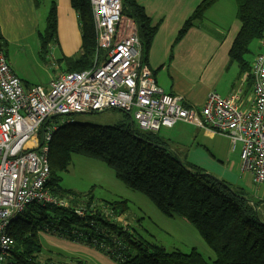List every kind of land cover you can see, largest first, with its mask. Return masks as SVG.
I'll return each mask as SVG.
<instances>
[{
    "label": "trees",
    "instance_id": "trees-1",
    "mask_svg": "<svg viewBox=\"0 0 264 264\" xmlns=\"http://www.w3.org/2000/svg\"><path fill=\"white\" fill-rule=\"evenodd\" d=\"M218 1L203 0L185 22L176 41L183 37L194 22L202 20L204 13ZM35 2L37 4L38 0ZM70 4L77 15L81 46L75 59L65 60L68 65L65 73L89 69L96 52L89 0H70ZM236 8L241 28L230 48L229 64L237 66L239 76L246 75L247 87L251 89V65L256 55L251 60L247 56L252 54V44L261 50L264 0H236ZM121 15L133 23L141 44L143 61L146 62L156 28L152 27L150 18L136 0H121ZM56 17L55 4L51 3L45 29L38 33L39 53L42 56L48 53L49 45L56 38ZM1 42L0 35V52L5 55ZM76 117H66L65 122L59 124L51 134L48 143L50 176L51 166L64 170L73 156L101 162L113 172L116 180L146 197L162 215L192 223L214 252L216 260L213 264H264V221L259 218L255 204H250L251 200L242 190L189 164L170 150L159 132L136 129L128 115L129 125L112 126L80 123ZM48 124L49 121L45 122L43 128ZM41 135L40 132V141ZM50 176L47 181L50 192H61L53 188ZM69 204L68 209L38 204L28 206L26 209L30 210L27 212L24 209L9 226L14 246L7 264H41L39 235L43 230H55L70 238L77 237L79 234L76 233L80 232L87 237L88 242L99 237L104 243H109L111 248L120 243L122 259L118 264H207L195 250L189 253L167 252L153 240L132 234L128 228L122 229L108 221L111 216L126 214V201L107 203V214L97 209L94 211L91 198L85 202L73 200ZM80 206L86 209L83 218L74 213L75 208ZM97 227L104 234L94 233ZM47 261L51 264V260ZM72 264L81 262L74 261Z\"/></svg>",
    "mask_w": 264,
    "mask_h": 264
},
{
    "label": "built area",
    "instance_id": "built-area-1",
    "mask_svg": "<svg viewBox=\"0 0 264 264\" xmlns=\"http://www.w3.org/2000/svg\"><path fill=\"white\" fill-rule=\"evenodd\" d=\"M89 3L96 37L89 69L61 74L47 88H25L0 52V264H7L14 246L9 226L24 209L33 204L69 208L47 187L48 143L57 127L43 125L52 118L116 110L143 132L190 124L225 136L231 149L239 143L241 170L255 184L264 182V37L251 67L250 106L239 107L240 92L228 98L211 92L201 109H188L156 85L135 27L121 15V0ZM74 213L83 218L86 210ZM76 234V240L84 237Z\"/></svg>",
    "mask_w": 264,
    "mask_h": 264
},
{
    "label": "crops",
    "instance_id": "crops-1",
    "mask_svg": "<svg viewBox=\"0 0 264 264\" xmlns=\"http://www.w3.org/2000/svg\"><path fill=\"white\" fill-rule=\"evenodd\" d=\"M45 1L50 2V5L55 4L57 14L56 38L49 45L47 55L56 64L59 61L66 64L65 60L76 56L81 46L77 15L70 0ZM202 1L136 0L150 18L152 27L156 28L145 63L156 85L164 93L178 97L188 109H201L211 92L221 98L240 92L239 107L247 108L252 101V88L247 87V82H242L246 75L239 76L237 66L229 64V51L241 28L236 16V0L216 2L204 13L202 20L194 22L183 37L176 41L185 22ZM37 8L35 0H0L2 40L20 41L37 37L39 41L38 33L44 31L40 30L41 27L45 29L46 18H40ZM67 70L66 64V69L52 76L48 82ZM166 129L171 132V141L177 148L170 150L202 172L242 190L251 200L250 204H255L259 218L264 221V182L255 184L252 176L241 170L235 157L237 153L240 155L239 143L231 149L225 136L185 123H177ZM60 257L63 254L56 258L60 260ZM57 259L55 261L59 262ZM73 262L71 259L66 264Z\"/></svg>",
    "mask_w": 264,
    "mask_h": 264
},
{
    "label": "rangeland",
    "instance_id": "rangeland-1",
    "mask_svg": "<svg viewBox=\"0 0 264 264\" xmlns=\"http://www.w3.org/2000/svg\"><path fill=\"white\" fill-rule=\"evenodd\" d=\"M37 4L38 15L41 19H45L50 2L38 0ZM43 30L44 28L41 27L40 31ZM36 38L20 41L2 40L1 45L8 65L25 87L41 85L47 88L50 78L65 70L66 64L63 61L56 64L51 60L50 55H40L39 41ZM258 48L256 44H252V54L247 56L249 60L261 52ZM101 55L102 53L100 58ZM77 56L78 54L72 58L75 59ZM64 119V117H56L54 120H49L48 125L58 127L59 124L65 122ZM76 121L98 126L130 124L127 115L116 110L94 115H78ZM167 131L166 128H162L159 135L167 140L165 141L169 148L177 150L171 141V132ZM235 157L236 161L240 163V155L237 153ZM51 171L50 179L53 180V188L61 190V192L53 195L66 201L69 206L73 200L85 202L91 198L94 211L97 209L99 212L107 214L108 211L105 207L107 203L126 201L128 205L126 214L118 217L111 216L108 221L116 223L122 229L128 228L132 234H140L153 240L167 252L189 253L191 250H195L207 264L215 262L214 252L207 246L192 223L181 218L162 215L146 197L126 188L116 180L113 172L105 164L84 157L73 156L71 163L64 170L51 166ZM76 208L85 209L83 206ZM28 210L30 208L26 209L25 212ZM94 233L104 234V231L101 232L97 227ZM59 234L55 230L40 232L42 248L39 261L41 264H47V260H51V264H61L60 262L66 264L71 259L79 261L81 264H118L122 259L120 243H116L114 248H111L109 243H104L99 237H94L88 242L86 236L81 240H76L75 237H59ZM62 254L63 257H60V260L56 258L57 255ZM55 259L59 262H56ZM6 262L8 263L9 260L7 259Z\"/></svg>",
    "mask_w": 264,
    "mask_h": 264
}]
</instances>
